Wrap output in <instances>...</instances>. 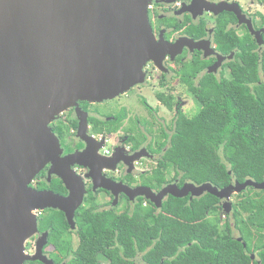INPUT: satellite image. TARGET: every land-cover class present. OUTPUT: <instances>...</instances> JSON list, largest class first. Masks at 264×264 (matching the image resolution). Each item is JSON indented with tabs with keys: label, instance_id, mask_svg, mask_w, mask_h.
I'll use <instances>...</instances> for the list:
<instances>
[{
	"label": "water",
	"instance_id": "water-1",
	"mask_svg": "<svg viewBox=\"0 0 264 264\" xmlns=\"http://www.w3.org/2000/svg\"><path fill=\"white\" fill-rule=\"evenodd\" d=\"M151 1L0 0V264H54L41 254L45 242L37 243L36 254L25 253L24 243L37 228L34 212L60 210L74 227L84 188L69 167H93L82 161L88 150L59 159L60 144L49 124L78 101L100 102L124 93L144 81L145 63H161L170 48L152 34ZM79 130L83 136L86 121ZM50 162L51 173L69 190L67 196L30 186ZM97 185L118 189L108 179ZM247 187L263 190L264 181L247 179L220 189L209 182L181 188L171 184L159 194L125 187L118 191L132 199L145 196L158 208L167 195L198 198L209 193L231 213V195Z\"/></svg>",
	"mask_w": 264,
	"mask_h": 264
},
{
	"label": "flooded vegetation",
	"instance_id": "flooded-vegetation-1",
	"mask_svg": "<svg viewBox=\"0 0 264 264\" xmlns=\"http://www.w3.org/2000/svg\"><path fill=\"white\" fill-rule=\"evenodd\" d=\"M196 1L152 0L148 6L152 34L170 48L161 63H145L144 81L124 93L100 102L78 101L49 124L60 144L59 159L88 150L82 161L93 168L80 163L69 167L83 184L84 193L81 205L74 212V227L62 212L69 226L61 238L64 242L62 253L49 242V231L40 229L41 216L45 210L52 209L47 208L34 212L37 228L24 243L27 255L36 254L37 243L42 241L45 242L43 256L54 264H66L79 244L76 215L82 211L119 215L141 201L144 206L151 203L158 208L145 196L132 199L118 191L121 187L159 194L168 185L176 184L181 188L192 183L183 179L182 174L176 175L171 167L168 172L165 163L178 121L192 117L200 109L196 95L205 90L200 86L202 76L212 74L219 81L229 77L230 64L242 60L240 44L254 45L259 53L264 51V0ZM150 78L155 85L146 96ZM84 121L83 136L89 142L80 136L79 129ZM108 142H111L110 147ZM51 169L52 162L42 168L30 186L67 196L69 190L62 178L51 173ZM101 179L110 180L118 189L98 186ZM169 196L164 197L161 206ZM185 198L195 197L189 194ZM101 264H105V260Z\"/></svg>",
	"mask_w": 264,
	"mask_h": 264
},
{
	"label": "trees",
	"instance_id": "trees-1",
	"mask_svg": "<svg viewBox=\"0 0 264 264\" xmlns=\"http://www.w3.org/2000/svg\"><path fill=\"white\" fill-rule=\"evenodd\" d=\"M240 45L242 60L230 64L229 77L219 81L204 73L199 111L178 121L169 142L174 159L166 155L167 171L171 167L195 185L220 189L264 181V51ZM219 211L224 220L209 218ZM76 216L79 244L66 264H264V189L236 194L231 213L205 193L192 200L169 196L159 209L141 201L119 215ZM68 228L58 210H45L40 218V229L49 231L60 253Z\"/></svg>",
	"mask_w": 264,
	"mask_h": 264
},
{
	"label": "rangeland",
	"instance_id": "rangeland-1",
	"mask_svg": "<svg viewBox=\"0 0 264 264\" xmlns=\"http://www.w3.org/2000/svg\"><path fill=\"white\" fill-rule=\"evenodd\" d=\"M156 78V77H155ZM148 82H149V85H148V87L146 88V90H145V92H146V96H149V92H147V91H150V88L151 87H153L155 84H153L154 83V81H153V78H150L149 80H148ZM110 106V105H109ZM102 107H105V105L103 104L102 105ZM67 109V108H66ZM64 111V110H63ZM61 113V112H60ZM110 145H111V142H108L107 143V146L108 147H110ZM167 157H168V159H174V155H172V152H168L167 154ZM236 194H238V193H233L232 195H231V201H232V203L235 201V195ZM217 214L220 216V218H221V220H224L225 219V214L223 213V212H218V213H214V214H211L210 216H209V218L211 219V220H213L214 218H215V216H217ZM235 236L237 235V234H234Z\"/></svg>",
	"mask_w": 264,
	"mask_h": 264
}]
</instances>
